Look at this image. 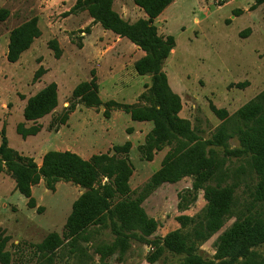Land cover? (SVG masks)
<instances>
[{
  "label": "rangeland",
  "instance_id": "1",
  "mask_svg": "<svg viewBox=\"0 0 264 264\" xmlns=\"http://www.w3.org/2000/svg\"><path fill=\"white\" fill-rule=\"evenodd\" d=\"M78 1L0 0V11L7 12L0 20V132L5 131L10 149L33 159L38 168L50 151H69L86 161L101 155L117 163L124 161L134 199L162 170L169 148L159 152L147 149L152 123L133 122L114 107L109 109L108 118L104 112L109 102L156 106L149 92L151 77L138 76L134 69L145 52L128 39L104 30L87 10H75ZM111 3L112 10L129 25L147 20L133 0ZM33 18L37 19L40 36L16 63H8L11 31ZM150 25L159 37L174 38L175 46L162 71L171 92L179 98V119L195 129L203 142L209 141L223 123L211 112L210 104L232 116L264 92V4L256 6L255 0H174ZM51 42L58 44L59 57L49 47ZM93 75L100 100L97 107L72 97L74 89L90 82ZM52 83L57 86L55 110L35 123L25 122L27 100ZM19 125L38 128L39 132L23 138L17 132ZM126 143L127 153L115 152L114 148ZM238 149L239 142L233 138L224 148L212 150L227 174L225 182L237 184L235 193L239 204L244 205L250 202L254 177L251 158L239 155ZM100 179L94 186L100 195L107 185L115 188L112 180ZM193 185V179L185 177L173 184H161L147 195L140 206L157 223L150 235L129 232L104 216L73 240L66 236L64 227L72 204L87 191L61 181L51 192L40 181L32 188L36 206L29 208L12 177L3 170L0 237L8 239L4 252L9 255V264H44L48 260L52 264H181L185 257L171 253L164 241L180 229L179 218L201 216L206 208L204 190H195ZM122 199L117 195L110 200V210ZM233 222L234 218L227 221L198 246L197 254L204 261H229L219 258L215 242ZM116 232L127 237L125 244L119 242ZM51 233L59 236V248L50 254L41 252L38 246ZM255 252L264 262V244Z\"/></svg>",
  "mask_w": 264,
  "mask_h": 264
},
{
  "label": "trees",
  "instance_id": "2",
  "mask_svg": "<svg viewBox=\"0 0 264 264\" xmlns=\"http://www.w3.org/2000/svg\"><path fill=\"white\" fill-rule=\"evenodd\" d=\"M143 11L147 20H139L129 25L122 21L111 8V0H79L76 9H84L96 19L104 30L128 39L138 46L145 56L134 65L138 76H150L149 92L154 96L156 106L140 108L109 102L105 105V117H109V109L114 107L130 116L131 121L153 124L147 137L146 147L149 151H161L168 147L162 170L157 173L146 189L136 198H131L128 186L130 171L124 161L115 162L107 155L94 156L89 161L69 151L47 152L38 168L33 159L25 158L8 147L5 131L0 132V173L6 171L14 180L16 191L27 200V206L34 208L36 202L32 196V188L43 181L45 188L51 192L58 182H70L87 192L82 194L71 207V213L64 230L68 238L77 239L106 216L112 223L123 229L134 232L141 231L150 235L157 228V223L146 216L141 203L147 195L161 184H173L185 177L194 181V189H203L207 206L201 216L178 219L180 229L165 238V248L171 253L185 257L181 264H209L197 254L198 246L217 233L223 225L234 218L232 225L216 240L215 247L219 258H227L221 264H264L257 257L255 249L264 244V92L229 116L225 110L216 109L210 104L211 112L223 121L209 141L203 142L195 129L179 119V98L174 95L163 73V64L175 46L174 38L159 37L156 28L151 26L174 0H133ZM256 6L264 4V0H255ZM7 16L0 11V20ZM40 36L37 19L15 28L9 36L6 60L16 63L35 39ZM49 47L55 57H59L56 42ZM39 75V73H37ZM72 97L89 107L100 105L98 86L93 75L90 82L79 84ZM144 96H142L143 98ZM57 86L52 83L29 98L23 110L25 122H37L51 114L57 107ZM23 138L36 135L38 128L24 129L17 127ZM239 142V155L251 158L250 171L254 184L250 192V202L239 204L235 188L237 184L225 182L226 173L218 164L213 148H224L230 139ZM129 144L114 148L115 152L127 153ZM208 147H212L208 150ZM215 150V149H214ZM229 154H232L230 152ZM112 180L111 186L103 187L102 195L94 190L100 178ZM123 199L110 210V200L115 196ZM115 219L117 221H115ZM113 225V226H114ZM118 233V232H116ZM119 242L125 244L120 233ZM133 236V234H132ZM7 238L0 237V264H9V255L4 252ZM60 238L51 233L38 246L41 252L54 253L60 246ZM251 261V263H250ZM44 264H52L50 260Z\"/></svg>",
  "mask_w": 264,
  "mask_h": 264
}]
</instances>
